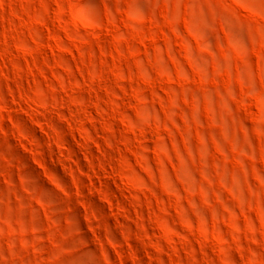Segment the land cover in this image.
Instances as JSON below:
<instances>
[{
  "label": "rangeland",
  "instance_id": "rangeland-1",
  "mask_svg": "<svg viewBox=\"0 0 264 264\" xmlns=\"http://www.w3.org/2000/svg\"><path fill=\"white\" fill-rule=\"evenodd\" d=\"M0 264H264V0H0Z\"/></svg>",
  "mask_w": 264,
  "mask_h": 264
}]
</instances>
